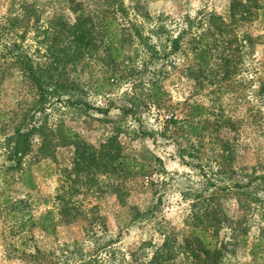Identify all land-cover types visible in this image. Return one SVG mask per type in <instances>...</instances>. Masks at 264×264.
<instances>
[{
  "label": "trees",
  "instance_id": "16d2710c",
  "mask_svg": "<svg viewBox=\"0 0 264 264\" xmlns=\"http://www.w3.org/2000/svg\"><path fill=\"white\" fill-rule=\"evenodd\" d=\"M123 1L8 0V6L16 8L0 14V93L8 85L12 96L11 105L0 106V217L17 233L19 243L23 237L34 238V231L56 240L60 227L67 236L54 248L44 250L35 242L32 250L16 248L15 258L20 264H233L234 251L246 247L248 217L259 212V221L264 218V154L258 155L250 171L234 165L239 120L222 114H212L208 120L210 112L203 104L187 101L185 117L171 113L163 128L154 130L145 124L144 113L148 103L158 108L165 98L152 80L146 96L143 90L135 91L137 85L123 97L98 105L87 98L69 72L75 71L77 64L85 66L83 60L88 57L100 62L94 83L99 94L103 86L124 78L132 82V75L136 76L133 81L142 83L150 76L147 72H154L151 66L168 54H191L194 68H188L185 77L193 86L203 88L225 81L234 73L239 54L252 43L247 30L255 21L264 22V0H228L222 13L203 8L195 16L184 14L173 36L161 14L145 30L148 32L141 24L128 21ZM127 1L131 9L138 10L147 0ZM44 6L50 10L42 18ZM29 26L40 36L43 60H34L22 47ZM125 54H136L138 60L122 74ZM59 108L77 117L100 115V121L111 112L119 116L103 129L102 141L94 144L62 119L48 120L52 111H61ZM128 117L132 126H127V132L140 141L154 140L157 132L168 137L167 125L187 129L194 139H201L198 130L205 126L214 134L219 151L209 160L214 166L207 163L204 169L198 161V146L190 144L189 149L176 143L175 154L181 164L200 173L196 179L184 177L188 183L179 188L178 204L186 205L174 213L177 220L165 217L162 192L152 184L150 202L144 208H132L128 220L111 232L98 204L81 206L77 195L96 200L112 194L122 206L126 180L140 181L151 171L164 172L161 159L153 152L144 149L148 156L141 159L124 150L118 140L122 131L118 122ZM34 170L45 177L56 174L59 181L51 197L53 206L38 214L30 212L28 199L29 191L36 188ZM14 185L21 186L27 197H15L18 190ZM123 227L152 230L159 239H139L125 248L120 243ZM252 238L247 252L255 264H264V225Z\"/></svg>",
  "mask_w": 264,
  "mask_h": 264
},
{
  "label": "rangeland",
  "instance_id": "374dc122",
  "mask_svg": "<svg viewBox=\"0 0 264 264\" xmlns=\"http://www.w3.org/2000/svg\"><path fill=\"white\" fill-rule=\"evenodd\" d=\"M12 1V0H11ZM127 8L126 19L136 24H141L143 30H147L153 26L156 16H162V22L167 26L171 35L173 36L181 24V16L188 14L189 16L198 15V11L214 9L216 12L222 13L227 6L228 0H147L139 4L138 10L131 9L127 0L123 1ZM131 4V3H130ZM58 7V3L55 4ZM16 8V5L14 7ZM8 6V0H0V14L12 9ZM49 6H44L42 11V18L48 14ZM13 12V10H11ZM58 11V10H57ZM64 13V11H63ZM123 22L127 25L128 21ZM264 20V16H263ZM31 22V21H30ZM40 25V23H38ZM264 22L261 20L255 21L247 30L252 36V43L244 51V54H239V62L231 78L215 82L214 84H207L203 88L193 86V81L186 79L191 64V54H168L164 61L159 59L151 67L154 72H147L148 77H144L143 82L138 84L136 77L131 76L128 79L113 83L109 87L103 86L102 93H95V80L101 68L100 62L85 58V66L80 68L76 65L75 71H70V75L74 76L75 80L87 93V98L95 104L104 105L108 99L123 97L133 90V86H137L135 91L143 90V96H146L147 84L152 80L159 88L161 97H164L163 104L156 108L152 103H148V108L144 114L145 124L154 130L163 128L164 119L174 114L177 118L185 117L187 109V101H195L203 104L210 115L208 120H211L212 114L221 116H228L235 120H239L240 127L237 130V135L234 140V148L236 153L235 166H245L246 170L250 171L251 166L256 164L258 155L264 154ZM42 28V27H41ZM39 28V30L41 29ZM192 30H195L192 27ZM148 32V31H145ZM19 34V33H17ZM40 36L35 33L32 27L23 35L21 44L22 47L34 58V60H43L44 46L39 42ZM136 54H125L123 58V66L121 67L122 74L127 73L131 62L138 60ZM162 62V63H161ZM212 70H215V65H211ZM188 69V70H187ZM207 72V70H205ZM209 71V70H208ZM205 72V73H206ZM77 73V74H76ZM153 73V74H152ZM126 76V75H124ZM130 78V77H129ZM140 88V89H139ZM4 92L0 93V106L7 107L12 104V96L9 86H4ZM138 92V91H137ZM143 98V97H142ZM145 98V97H144ZM149 98V97H148ZM150 100V99H146ZM63 108H59L62 110ZM61 111H52L48 120L57 122L59 119L70 127L73 131H77L87 141L91 143H98L102 141L101 133L118 119L119 114L111 112L107 119L98 120L100 115H93L89 118L87 116H74L68 111L59 113ZM195 122V120H191ZM120 130L118 133V140L124 146V150L130 154H136V157L141 158L148 156V152H153L158 156L164 166V172L157 173L151 171L146 176L138 180H126L124 188L126 194L123 196L124 204L121 206L117 203L112 194L105 195L100 199L86 195L84 198L77 195L81 200V206L89 207L95 202L98 204V212L103 216L106 225L111 232H115L119 226L123 225L129 218L132 208H144L150 199L154 196V188L152 184H156V190L162 192L164 206L163 213L171 222L177 220L174 213L179 207L185 206L186 203L178 204L179 188L187 184L184 180L187 177L189 180L196 179L200 173L181 164L176 157L175 146L180 144L182 147H189L190 144L199 147L197 152L198 161L204 169L207 163L213 165V161L218 146L214 142V134H210L205 126H200L198 132L201 134V139H194L187 129H179L170 125L166 126V135L162 137L159 133H155V139H144L142 141L131 136L127 132L128 127L132 126L131 120L126 118L125 122H118ZM105 127V128H104ZM177 143V144H176ZM197 173V175H196ZM256 173H259L257 170ZM36 188L29 191L30 212L38 214L46 208L53 206L51 197L59 183L58 175L43 176L38 170L33 172ZM149 182L151 186L149 185ZM15 191L13 195L17 198H25V190L21 186L14 185ZM47 199V202L44 200ZM259 212H254L248 217L247 222L250 225V231L247 237L245 248H237L232 254L231 262L233 264H255L247 252L253 235L258 233L259 226L264 225V218L260 220ZM8 222L0 217V264H20L19 260L15 258L16 248L22 247L25 250H32L34 242L42 249L58 246L62 240L66 239V231L64 227L59 228L56 240L50 237L39 235L34 231V238L23 237V242L19 243L17 233L9 229ZM123 227L124 237L120 242L123 247H128L136 243L139 239L150 238L157 240L156 235L152 230L143 232L142 227L128 228ZM73 234L76 233V227L72 228ZM124 231L126 233H124ZM222 235V234H221ZM20 244V245H19ZM264 252V245L261 248V255Z\"/></svg>",
  "mask_w": 264,
  "mask_h": 264
}]
</instances>
